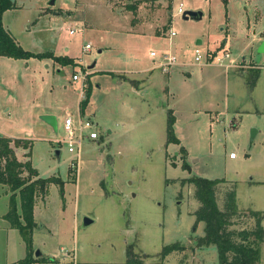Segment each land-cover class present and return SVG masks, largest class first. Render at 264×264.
I'll return each instance as SVG.
<instances>
[{
	"label": "rangeland",
	"instance_id": "rangeland-1",
	"mask_svg": "<svg viewBox=\"0 0 264 264\" xmlns=\"http://www.w3.org/2000/svg\"><path fill=\"white\" fill-rule=\"evenodd\" d=\"M12 1L1 21L18 45L75 64L0 56V137L25 139L38 176L61 182L34 199L26 240L4 219L12 198L0 185V264H18L28 249L32 264H121L127 246L142 264H220L213 246L197 244L203 226L194 224L186 179L222 180L219 209L234 191L239 215L230 229H249L247 212H264V0ZM179 3L201 17L183 19ZM167 53L177 62L163 73L155 65ZM77 73L89 85L82 109ZM168 115L178 144L165 142ZM66 116L96 124L97 139L81 142L78 159L62 143ZM83 218L91 223L82 227ZM36 250L52 262L40 263Z\"/></svg>",
	"mask_w": 264,
	"mask_h": 264
},
{
	"label": "trees",
	"instance_id": "trees-1",
	"mask_svg": "<svg viewBox=\"0 0 264 264\" xmlns=\"http://www.w3.org/2000/svg\"><path fill=\"white\" fill-rule=\"evenodd\" d=\"M14 7L12 0H0V56L11 58L28 57H50L52 60L64 64H75L68 57L54 56L52 53L31 52L22 49L11 36L10 32L3 26L1 16L4 11ZM257 74L254 75L255 81ZM89 85L83 90V98L80 100V108L85 104L88 96ZM172 117L168 115L166 121V144H178L173 136L171 127ZM27 144V145H26ZM13 145V146H12ZM29 142L21 139H10L0 137V185L7 186L11 193V204L4 219L12 229L18 231L20 236H28L35 224L32 220V208L35 197L43 196L49 184L61 186V182L55 177L43 179L37 177V172L31 168L28 161L19 162L15 155V149L22 148L29 150ZM183 151V149H182ZM28 157L29 154H25ZM186 166L184 165L183 168ZM25 174V177L23 176ZM193 188V199L197 203V209L193 212L194 224H202V236L197 239L199 246H213L217 253L220 264H258L259 245L263 242L264 230L261 222L264 212L248 211L247 218L253 224L249 229H230L233 219L239 215L235 205V193L230 188L222 197V209L216 203L215 187L222 183V180H208L198 177L186 179ZM18 194L19 213L17 212L15 196ZM27 248L30 246L25 241ZM177 249L176 244L162 248L159 256L162 258ZM28 249L26 257L18 261V264L34 263L29 256ZM40 263L52 262L49 258L39 257ZM88 264V263H81ZM121 264H142L141 259L133 252L132 246L125 249V261Z\"/></svg>",
	"mask_w": 264,
	"mask_h": 264
},
{
	"label": "built area",
	"instance_id": "built-area-1",
	"mask_svg": "<svg viewBox=\"0 0 264 264\" xmlns=\"http://www.w3.org/2000/svg\"><path fill=\"white\" fill-rule=\"evenodd\" d=\"M183 10L181 7V4L179 3L176 6L175 13L176 14H182ZM68 34H73L74 29H67ZM175 33L172 29L168 30V36H173ZM90 46L88 44H83L82 46V51H88ZM194 60L199 61L201 58L200 52L198 48H194ZM223 57H227L228 53L227 52H222ZM150 56H154L153 53H149ZM176 58L167 53V54H162L158 63L155 65L156 68H159L161 72L166 73L168 68L170 66H173L176 64ZM85 78L86 74H72L71 79L73 81H79L80 82V98H83V89L85 88ZM95 123L89 119V118H78L76 122L72 120L70 116H66L63 118L62 121V129L64 133V137L62 139V143L65 144L66 150L70 154H75V159L79 158V153H80V145L81 142L84 139L88 140H96L97 139V134L94 131L95 128ZM229 159H235V155L233 153H229L228 155ZM78 161V160H77Z\"/></svg>",
	"mask_w": 264,
	"mask_h": 264
},
{
	"label": "water",
	"instance_id": "water-1",
	"mask_svg": "<svg viewBox=\"0 0 264 264\" xmlns=\"http://www.w3.org/2000/svg\"><path fill=\"white\" fill-rule=\"evenodd\" d=\"M54 0H49V4H53ZM55 15H57L58 13H54ZM181 17L183 19H199L201 17V12L199 11H195V10H185L182 12ZM199 43V42H198ZM258 52H264V42H261L260 45L258 46ZM92 67V64L89 66V68ZM43 122H45L47 125H49L54 132H56V121H55V117L53 115L50 114H45V115H40L39 117ZM255 131L254 129H252V131L250 132V138H253ZM55 156H58V151H55ZM176 204L178 205L179 202H176ZM91 223V220H89L88 218H83L82 219V227L87 226L88 224ZM34 258H39L41 257V253H39L38 250H36L33 253Z\"/></svg>",
	"mask_w": 264,
	"mask_h": 264
},
{
	"label": "crops",
	"instance_id": "crops-1",
	"mask_svg": "<svg viewBox=\"0 0 264 264\" xmlns=\"http://www.w3.org/2000/svg\"><path fill=\"white\" fill-rule=\"evenodd\" d=\"M55 15V14H54ZM55 16H58V15H55ZM62 17H64V16H62ZM53 21L55 22V19H53ZM48 23V22H47ZM8 31H9V29L7 28V27H5ZM10 32V31H9ZM11 34V33H10ZM11 36H12V34H11ZM13 37V36H12ZM14 38V37H13ZM15 41H16V39H14ZM225 41H226V39H224ZM224 41V43H225V46H226V42ZM17 42V41H16ZM18 43V42H17ZM226 48V47H225ZM65 50H66V48H65ZM46 51V50H45ZM48 51H50V50H48ZM98 52H100V50H97ZM51 52V51H50ZM61 67V66H60ZM57 72H60V69H57ZM118 75H120V74H118ZM115 76V75H114ZM124 76V75H123ZM148 76H150L149 74L148 75H146V76H144V78H147L148 79ZM124 79H128V78H126L125 76L123 77ZM144 78H139V79H133V80H142V79H144ZM128 80H132V79H128ZM80 94V93H79ZM81 99V98H80ZM2 137H4V136H2ZM8 138V137H7ZM10 139H13V138H10ZM21 140H25V139H21ZM91 141H95V140H91ZM19 149L20 150H23L24 151V153H23V155H22V158H20V160L18 159V161L19 162H24V161H28V158L29 157H26V155H25V151H27V150H24V149H22V148H17V149H15V152H16V155H18V151H19ZM58 156H59V152H58ZM58 156H57V158H58ZM29 162V161H28ZM31 166V165H30ZM32 168V167H31ZM34 169V168H33ZM35 170V169H34ZM36 171V170H35ZM37 172V171H36ZM37 177L38 178H40L39 176H38V174H37ZM3 186V185H2ZM5 187V186H4ZM3 189V188H2ZM2 191H4V192H8V190L6 189V190H2ZM37 197H35V199H36ZM43 201H44V197H43V199H42ZM42 257V256H41Z\"/></svg>",
	"mask_w": 264,
	"mask_h": 264
}]
</instances>
